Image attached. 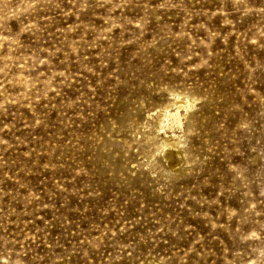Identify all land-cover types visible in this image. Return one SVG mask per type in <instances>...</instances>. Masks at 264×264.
I'll return each instance as SVG.
<instances>
[{"label":"rangeland","instance_id":"rangeland-1","mask_svg":"<svg viewBox=\"0 0 264 264\" xmlns=\"http://www.w3.org/2000/svg\"><path fill=\"white\" fill-rule=\"evenodd\" d=\"M0 264H264V0H0Z\"/></svg>","mask_w":264,"mask_h":264},{"label":"bare ground","instance_id":"bare-ground-1","mask_svg":"<svg viewBox=\"0 0 264 264\" xmlns=\"http://www.w3.org/2000/svg\"><path fill=\"white\" fill-rule=\"evenodd\" d=\"M181 105H182V103L179 101V104H178V106H177V108L179 109L180 107H181ZM172 115H173V119H172V121L173 122H178V124H179V121H180V117H179V111L177 110V111H175L174 113H171ZM162 119V118H161ZM180 123H181V121H180ZM163 144L164 145H176L177 144V139H166L164 142H163ZM171 156V155H170Z\"/></svg>","mask_w":264,"mask_h":264}]
</instances>
